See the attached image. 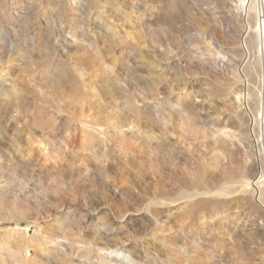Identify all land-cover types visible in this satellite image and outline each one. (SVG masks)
Returning <instances> with one entry per match:
<instances>
[{"label": "rangeland", "instance_id": "obj_1", "mask_svg": "<svg viewBox=\"0 0 264 264\" xmlns=\"http://www.w3.org/2000/svg\"><path fill=\"white\" fill-rule=\"evenodd\" d=\"M259 9L0 0V264H264Z\"/></svg>", "mask_w": 264, "mask_h": 264}, {"label": "bare ground", "instance_id": "obj_2", "mask_svg": "<svg viewBox=\"0 0 264 264\" xmlns=\"http://www.w3.org/2000/svg\"><path fill=\"white\" fill-rule=\"evenodd\" d=\"M249 3V0H248ZM248 5V4H247ZM247 7V6H246ZM257 15V27L255 29L256 38H257V48L259 51L264 52V12L260 9L256 11ZM245 96V95H244ZM243 96V104H245V98ZM261 113L264 114V104L261 106ZM249 128L250 135L253 137V118L250 116L249 118ZM255 185H263L264 184V176L260 169L258 170L257 176L254 178Z\"/></svg>", "mask_w": 264, "mask_h": 264}]
</instances>
